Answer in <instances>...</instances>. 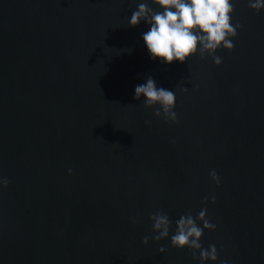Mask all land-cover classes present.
<instances>
[{"label":"water","instance_id":"95a60500","mask_svg":"<svg viewBox=\"0 0 264 264\" xmlns=\"http://www.w3.org/2000/svg\"><path fill=\"white\" fill-rule=\"evenodd\" d=\"M141 2L162 10L0 0V264H201L171 235L204 208L216 228L200 242L218 250L204 264H264V9L234 0L243 27L221 64H168L150 58V25L128 24ZM148 76L175 92L178 123L134 99ZM157 210L173 221L160 241Z\"/></svg>","mask_w":264,"mask_h":264},{"label":"clouds","instance_id":"9594fccd","mask_svg":"<svg viewBox=\"0 0 264 264\" xmlns=\"http://www.w3.org/2000/svg\"><path fill=\"white\" fill-rule=\"evenodd\" d=\"M161 11L154 10L145 2L138 4L137 10L133 11L128 21L130 26H136L141 21L150 25L148 31L142 33V38L147 46L150 58H159L162 63L171 64L174 61L184 63L192 55L199 52L201 58L205 53L212 56L213 62L217 65L222 63V57L215 55L217 49L226 48L232 50L235 45L233 37L237 35V29L243 25H233L232 13L235 11L234 0H153ZM249 7L259 13L264 9V0H249ZM131 51V50H130ZM181 91H187L182 87ZM145 97L143 103L145 107L159 105L155 115L165 118L166 121L178 123L177 113L173 110L176 104V94L173 90L157 87L153 77L148 76L146 83L135 86L134 99L139 100ZM146 123H148L146 121ZM71 174L72 169H68ZM210 177L218 185L220 176L215 170L210 172ZM9 181L0 177V186L7 187ZM215 203V196H212ZM205 197L201 203H207ZM149 219L153 222V231L158 233L151 237L155 241H160L169 237L173 221L167 213L157 210L149 214ZM202 222V227L197 223ZM140 222V218L133 219L132 223ZM216 224L211 223L207 218V209H201L193 217L189 212L181 215L175 221V232L171 235V245L176 248H189L192 250L193 259L199 260L201 264L205 261H216L218 250L214 244L204 248L201 244V237L204 229L215 230ZM150 237L145 236L142 243L147 245ZM160 253L166 252L167 247L161 245L158 248ZM221 264H228V261H221Z\"/></svg>","mask_w":264,"mask_h":264}]
</instances>
